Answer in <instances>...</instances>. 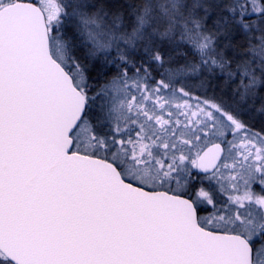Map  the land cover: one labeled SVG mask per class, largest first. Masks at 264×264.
Returning <instances> with one entry per match:
<instances>
[{
  "label": "snow or ice",
  "instance_id": "6c2138e0",
  "mask_svg": "<svg viewBox=\"0 0 264 264\" xmlns=\"http://www.w3.org/2000/svg\"><path fill=\"white\" fill-rule=\"evenodd\" d=\"M0 264H264V0H0Z\"/></svg>",
  "mask_w": 264,
  "mask_h": 264
}]
</instances>
